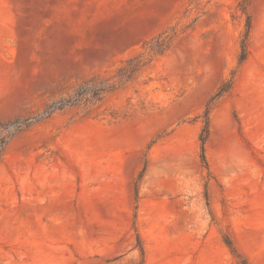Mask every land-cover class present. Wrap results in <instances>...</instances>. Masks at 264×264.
Here are the masks:
<instances>
[{
    "label": "rangeland",
    "instance_id": "rangeland-1",
    "mask_svg": "<svg viewBox=\"0 0 264 264\" xmlns=\"http://www.w3.org/2000/svg\"><path fill=\"white\" fill-rule=\"evenodd\" d=\"M0 264H264V0H0Z\"/></svg>",
    "mask_w": 264,
    "mask_h": 264
},
{
    "label": "trees",
    "instance_id": "trees-1",
    "mask_svg": "<svg viewBox=\"0 0 264 264\" xmlns=\"http://www.w3.org/2000/svg\"><path fill=\"white\" fill-rule=\"evenodd\" d=\"M241 10L243 13H247V8L245 6H241ZM252 30V22L250 17H248V22L246 25V34L241 42V55L240 62L243 63L249 54V38ZM170 47L169 41H162L161 44L156 49H152L151 52L156 55H162L166 50ZM147 65L144 62L141 56L128 60L125 64L118 69L117 75L114 77L117 79V82L111 83L109 79H107L103 75L94 76L88 80L83 81L78 87L75 97L66 101V103H59L56 107L58 110H62L64 106H77V105H95L94 101L100 102L104 98L106 94L114 92L116 90L117 84L121 83H129L134 80L135 76L141 72V70ZM226 93L225 88L219 90L217 95L221 96ZM207 127L203 131V135L201 137L202 143V158L204 163L207 165L206 157H205V144L207 142L209 136V127L208 123ZM231 247V243H228ZM141 254L144 256V249L140 246Z\"/></svg>",
    "mask_w": 264,
    "mask_h": 264
}]
</instances>
